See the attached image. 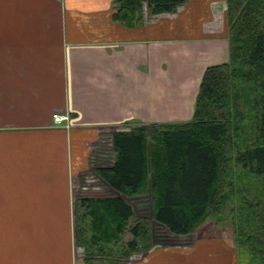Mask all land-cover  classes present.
<instances>
[{
    "label": "crops",
    "instance_id": "crops-1",
    "mask_svg": "<svg viewBox=\"0 0 264 264\" xmlns=\"http://www.w3.org/2000/svg\"><path fill=\"white\" fill-rule=\"evenodd\" d=\"M225 7L144 5L127 26L113 0H0V264H237L212 220L126 259L88 258L75 238V179L101 132L192 118L204 70L229 59Z\"/></svg>",
    "mask_w": 264,
    "mask_h": 264
},
{
    "label": "trees",
    "instance_id": "trees-1",
    "mask_svg": "<svg viewBox=\"0 0 264 264\" xmlns=\"http://www.w3.org/2000/svg\"><path fill=\"white\" fill-rule=\"evenodd\" d=\"M113 1L114 19L127 26L142 20L144 5L156 15L186 2ZM225 2L229 59L204 70L192 118L99 137L109 151L98 142L91 153L93 193L75 199L86 257L185 245L212 220L230 226L237 264H264V0Z\"/></svg>",
    "mask_w": 264,
    "mask_h": 264
},
{
    "label": "rangeland",
    "instance_id": "rangeland-1",
    "mask_svg": "<svg viewBox=\"0 0 264 264\" xmlns=\"http://www.w3.org/2000/svg\"><path fill=\"white\" fill-rule=\"evenodd\" d=\"M109 133L110 132H108V131L107 132H101L102 135L99 136V137L103 140V139H105L107 137V134H109ZM99 137H98V139H99ZM98 139L96 140L95 145L99 142L100 146L102 148H104L103 150L104 151L106 150L105 152L109 151L108 148H105L106 147L105 144L107 143V140L98 141ZM106 154L108 156H110L111 152H108ZM91 156H93V155H91ZM88 159H92V158H88ZM89 164H90V161H89ZM93 183H94L93 179L90 177L89 166L86 167V168H83L81 170V172L79 171V173L76 175V179H75V189H76V191L75 192L76 193H80V194H82V193L91 194V193H93V186H95V184H93ZM78 213H80L79 210H78ZM222 227H223V230L226 231L227 236L228 237L231 236L232 231H231L230 226L229 225H225V226H222ZM129 238H130V235H129V233L126 232L123 235V239L127 240ZM179 244H183V243H179ZM78 247L80 248V246H78Z\"/></svg>",
    "mask_w": 264,
    "mask_h": 264
},
{
    "label": "built area",
    "instance_id": "built-area-1",
    "mask_svg": "<svg viewBox=\"0 0 264 264\" xmlns=\"http://www.w3.org/2000/svg\"><path fill=\"white\" fill-rule=\"evenodd\" d=\"M66 120H67V117H66V116H62V115H59V114H57V113H55V114L53 115V121H54L55 123H58V124L64 125L65 127L68 126L67 123L63 124V122L66 121Z\"/></svg>",
    "mask_w": 264,
    "mask_h": 264
}]
</instances>
